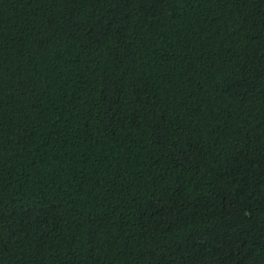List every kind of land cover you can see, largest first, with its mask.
<instances>
[{"label":"trees","instance_id":"16d2710c","mask_svg":"<svg viewBox=\"0 0 264 264\" xmlns=\"http://www.w3.org/2000/svg\"><path fill=\"white\" fill-rule=\"evenodd\" d=\"M0 264H264V0H0Z\"/></svg>","mask_w":264,"mask_h":264}]
</instances>
